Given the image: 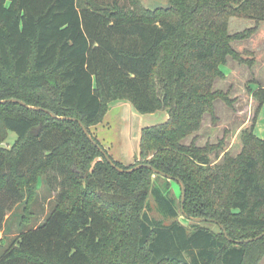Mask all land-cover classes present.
<instances>
[{
    "label": "trees",
    "instance_id": "obj_1",
    "mask_svg": "<svg viewBox=\"0 0 264 264\" xmlns=\"http://www.w3.org/2000/svg\"><path fill=\"white\" fill-rule=\"evenodd\" d=\"M232 16L254 26L230 34ZM261 21L264 0H0V100L76 118L90 134L113 101L140 114L163 111L162 122L141 129L136 164L179 178L184 213L214 220L183 224L169 179L147 167L118 172L78 121L0 103V230L22 200L28 221L41 177L59 188L43 222L20 223L0 264H259L264 235L245 239L264 231V137L254 133L264 86L246 85L257 106L237 154L211 163L222 140H181L204 114L216 119L215 100L232 105L214 82L225 77L228 56L251 64L231 42ZM9 132L16 137L7 147ZM150 199L161 219L150 216Z\"/></svg>",
    "mask_w": 264,
    "mask_h": 264
},
{
    "label": "rangeland",
    "instance_id": "obj_2",
    "mask_svg": "<svg viewBox=\"0 0 264 264\" xmlns=\"http://www.w3.org/2000/svg\"><path fill=\"white\" fill-rule=\"evenodd\" d=\"M155 2H158V0H142L144 5H153ZM253 26L254 21L252 19L232 16L228 21V32L233 34ZM231 45L245 60L251 62L250 65L239 63L228 56L226 64L221 66V69L225 72V77L216 79L214 89L228 90L229 96L234 99L232 105H227L219 99L215 100L214 113L216 119L212 121L209 114H204L200 129L181 140L184 144H189L194 140L195 144L199 147L204 146L206 143L215 145L219 140H222V147L215 146L208 154L211 163L219 162L224 152L235 155L240 151L242 144L240 138L241 130L250 127L255 116L257 102L253 99L249 90H247L246 85H249L252 89L257 88L259 85L264 86V21L259 22L257 30L252 35L244 39L233 40ZM163 114V111L155 112L153 116L146 119V122H148L146 125L162 122L161 117ZM111 123L114 133L111 135V132H108V135L109 137L115 136L117 138L116 142H120L118 150L127 152L128 154L136 151L134 141L130 140L122 131L117 132V125L114 123V119H112ZM90 130L91 134L97 139L98 136L102 135L93 126H91ZM254 133L259 138L264 137V104L259 107L256 114ZM15 137V133L9 132L3 145L8 147ZM98 140L107 151L112 149L110 143L105 142L104 138L103 140ZM137 159H139L138 155L129 163L119 162L125 166H133L137 163ZM170 181L172 183L171 189L177 197L180 193L179 186L177 182ZM58 190V187L54 188V190L51 189L45 177H41L36 196L30 203L29 218H25L28 220L27 222H22L23 216L26 215L24 200L12 207L11 211L5 215L4 223L0 230V254L3 248L20 232V223H23L22 229H25L35 227L44 221L55 205ZM152 203L150 199V216L161 219V215ZM178 220L183 224L190 223L182 214L178 216ZM208 225L214 230L217 229L216 226ZM259 264H264V257Z\"/></svg>",
    "mask_w": 264,
    "mask_h": 264
},
{
    "label": "crops",
    "instance_id": "obj_3",
    "mask_svg": "<svg viewBox=\"0 0 264 264\" xmlns=\"http://www.w3.org/2000/svg\"><path fill=\"white\" fill-rule=\"evenodd\" d=\"M154 113L140 114L128 101H113L109 103L108 110L102 121L93 127L96 128L98 132L102 133V135L98 136V139L103 140L104 138L105 142H108V144L110 143L112 149L108 150V152L111 157L117 161L129 163L138 155L140 131L144 126H147L146 124L148 122H146V119L153 116ZM165 117L166 115L164 113L161 119L163 120ZM112 119H114V123L117 125V132L122 131L130 140L134 141V145H136V151H134L132 154L119 151L118 147L120 142H116L117 138L115 136L109 137L108 132H111V135L114 133L111 123Z\"/></svg>",
    "mask_w": 264,
    "mask_h": 264
},
{
    "label": "water",
    "instance_id": "obj_4",
    "mask_svg": "<svg viewBox=\"0 0 264 264\" xmlns=\"http://www.w3.org/2000/svg\"><path fill=\"white\" fill-rule=\"evenodd\" d=\"M5 102H14V103H18V104H20V105H22V106H24V107H26L28 109H31V110H40V111L46 112L51 117H53L55 119H58V120H70L71 119V120L78 121L79 125L81 126V128H82L83 132L85 133V135L87 136V138L93 143V145H95L98 148V150L105 157L106 161L115 170H117L118 172L130 173V172H133V171L137 170L138 168L147 167L150 170H152L154 173L160 174V175L166 177L169 180H173V181L177 182L179 184V186H180V201H181L180 211L183 213L184 217L186 219H188V220L193 221V222H202V221H211V222H214V220H212V219L201 218V217H189L188 215H186L184 213L182 203H183L184 197H185V187H184V183L179 178L172 177V176H170V175H168V174H166V173H164L162 171H159L156 168H154L153 166H151L150 164L140 163V164H136V165H134V166H132L130 168H127V169L118 167L112 161V159L110 158V156L108 155V153H106L105 150L93 139L92 135L88 132L87 128L82 124V122L80 120H77L76 118H73V117H70V116H58V115L54 114L52 111H50L47 108L28 105L25 102H23L22 100L17 99V98H9V99H2V100H0V103H5ZM219 227L222 229L223 233L226 235V231H225L223 225L222 224H219ZM262 235H264V231L262 233L258 234L257 236L253 237V238L245 239V241H250V240H254V239L260 238ZM236 242H239V241H236Z\"/></svg>",
    "mask_w": 264,
    "mask_h": 264
}]
</instances>
